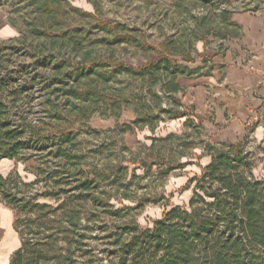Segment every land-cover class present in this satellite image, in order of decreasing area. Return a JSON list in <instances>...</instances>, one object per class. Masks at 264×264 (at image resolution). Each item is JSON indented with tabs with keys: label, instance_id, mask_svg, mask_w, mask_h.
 <instances>
[{
	"label": "rangeland",
	"instance_id": "1",
	"mask_svg": "<svg viewBox=\"0 0 264 264\" xmlns=\"http://www.w3.org/2000/svg\"><path fill=\"white\" fill-rule=\"evenodd\" d=\"M60 3L64 17L58 30L49 35H34L30 29V24L38 18L34 0H0V43L22 48L10 57L7 73L35 96L32 111L27 113L29 118L33 123L50 121L45 101L54 97V89L64 85L69 88L74 83L66 78L77 73L76 68L84 59V68H91L95 73L91 84L100 85L102 96L109 100L115 97L121 100L124 96L122 114L119 119L112 116L111 104L103 101L90 120L75 125L76 155L79 157L76 161L79 165L77 169L71 167L70 170L81 172L59 187L50 176L63 170L66 162L56 156L58 143L55 139L46 141L41 147L30 145L23 154V160L2 161L0 173L4 176L18 173L30 183L36 180L41 168L44 171L42 181L30 188L22 187L23 194L38 196L39 202L54 207L72 201L74 211L81 219L76 233L59 235L55 251L65 255L71 249L75 262L72 264H116L118 247L114 242L125 224L133 226V222H138L142 228H152L166 209L188 206L195 193V185L183 188L212 161L204 149L205 144L229 150L224 146L228 142H221L220 133L211 129L209 124L217 127L215 100L222 97L220 84L227 69V65H223L226 61L219 56L226 53L225 45L230 40L209 36L203 42H195L193 49L188 47L185 39L178 42V46L186 43L189 56L195 58V62L188 65L201 68L199 73L179 78L184 90L178 98L183 104L182 110L189 114L194 125L186 127L185 119L166 118L153 134L148 128L143 130L134 126L135 96L143 94L148 97L150 87L149 77L144 80L134 70L147 67L149 62H157L162 43L177 39L184 32L190 34L191 16L205 12L203 6L188 0H61ZM221 8L264 17V0H229ZM100 21L108 24L106 30L99 27ZM213 32L216 33L217 29ZM52 35L60 37L56 48L50 43ZM122 37L131 39L119 43ZM15 38H21L23 46ZM49 55H54L58 62L66 61L64 73H55V63L45 61ZM237 55L239 53L235 54V59ZM254 56L248 54V58L242 61L243 69L255 71ZM121 65L125 66L124 71L119 72ZM129 66L134 67V73L128 72ZM105 80H108V85H105ZM154 89L164 96L159 86ZM227 95L249 100L250 115L246 137L242 141L244 157L252 164L254 175L264 179V83ZM61 96L60 102L64 98ZM169 134L176 137L171 141L155 142V147L148 148L153 143L152 138H163ZM128 160L132 163L128 164ZM181 163L185 165L179 168ZM119 164L127 167V172L113 175L112 171ZM87 178H96V182L92 191L84 193L78 187L80 181ZM118 179L119 185L112 183ZM59 190L65 193L56 200L52 194ZM44 194L49 195L42 196ZM0 209L13 215L6 204H1ZM115 212L119 215H114ZM20 217L24 218V215ZM65 228H69L66 223L62 230ZM21 230L26 231V227ZM129 239V234L122 237L125 242ZM19 240L21 246L18 235Z\"/></svg>",
	"mask_w": 264,
	"mask_h": 264
},
{
	"label": "trees",
	"instance_id": "2",
	"mask_svg": "<svg viewBox=\"0 0 264 264\" xmlns=\"http://www.w3.org/2000/svg\"><path fill=\"white\" fill-rule=\"evenodd\" d=\"M60 1L34 0L38 12V18L30 24L34 35H49L58 30L64 17ZM188 1L200 3L205 11L191 16L190 34L184 32L177 39L162 43L157 62H149L147 67L134 70L144 80L146 77L150 79L148 97L143 94L135 96L134 126L143 130L148 128L153 134L166 118L185 119L186 127L194 125L189 114L182 110L183 104L178 98V94L184 90L179 78L199 73L201 69L188 65L194 63L195 58L189 56L191 54H188L187 48L193 49L195 42H203L209 36L222 40L244 36L243 26L234 20V13L221 8L229 0ZM99 23L102 30L107 29L106 22ZM214 29H217L216 33ZM52 37L50 43L56 48L60 37ZM15 39L21 41L23 46L21 38ZM130 39L122 37L119 43ZM183 39L188 44L187 48L186 43L178 46ZM21 49L0 43V163L23 160V154L30 145L41 147L46 141L55 139L58 143L56 156L66 162L63 170L50 176L55 186L59 187L65 180L81 172L70 170L71 167L77 169L79 165L76 161L79 157L76 155L75 125L90 120L96 107L103 101L111 104V115L119 119L124 96H120L121 100L118 97L109 100L107 96H102L104 93L100 85L91 84L95 73L91 68H84V59L76 68L77 73L69 74L66 78L74 83L69 88L64 85L54 89V97L45 101L49 107L50 121L33 123L28 114L32 111L34 94L7 73L10 57ZM45 61L55 63L57 74L64 73L67 67L65 60L58 62L54 55L47 56ZM123 67L120 66L119 72L124 71ZM133 68L129 66L128 72L134 73ZM104 82L105 85L109 83L108 80ZM158 86L163 97L154 89ZM61 92L64 94H59ZM61 95H64L62 102ZM175 137V134H169L163 138H152L153 143L148 148L155 147V142L171 141ZM224 146L229 150L223 151L205 144L204 149L211 155L212 161L200 175L189 179L183 188L185 190L195 185V193L188 206L166 209L152 228H142L138 222H133V226L125 224L114 242L118 247L115 252L118 257L116 264H264V179L254 175L252 164L244 157V142L225 143ZM127 163L131 164L132 161L128 160ZM180 165L179 168H182L185 163ZM38 171L36 180L30 183L25 182L18 173L8 176L0 173V204H6L13 210L14 227L21 238V246L13 254L10 264L75 263L71 249L65 255L54 249L60 234H74L78 229L81 219L74 211L72 201L54 207L39 202L38 196H25L22 192V187L30 188L42 181L44 171L41 168ZM112 172L113 175L124 174L127 167L119 164ZM106 179L110 180L109 177ZM95 182L96 178H87L80 181L78 189L88 193L93 190ZM118 182L119 179L112 183L119 185ZM62 193L65 192L59 190L52 196L57 200ZM46 195L49 194L42 196ZM67 207L69 209L65 210ZM20 215H24V218ZM64 223L71 229L62 230ZM23 227H26V231L21 230ZM124 234L130 235L128 242L122 240Z\"/></svg>",
	"mask_w": 264,
	"mask_h": 264
},
{
	"label": "crops",
	"instance_id": "3",
	"mask_svg": "<svg viewBox=\"0 0 264 264\" xmlns=\"http://www.w3.org/2000/svg\"><path fill=\"white\" fill-rule=\"evenodd\" d=\"M233 18L243 26L245 35L241 39L228 41L225 45L226 53L219 56V59L226 61L223 65L226 64L227 69L224 71L220 84L222 97L215 100L218 108L215 123L217 127L209 124L211 129H216L220 133L218 135L220 141L228 143H238L245 139L250 112L248 98H232L227 93L242 92L264 83V17L234 13ZM236 53L239 55L235 59ZM248 54H255L254 72L242 68V61L248 58ZM221 126H223L222 129ZM14 220V212L12 215L9 211L0 209V264H10L13 254L20 247Z\"/></svg>",
	"mask_w": 264,
	"mask_h": 264
}]
</instances>
